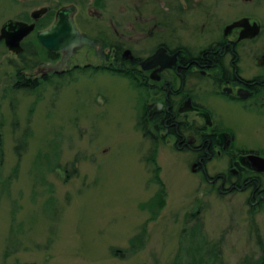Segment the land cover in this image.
I'll return each mask as SVG.
<instances>
[{
  "label": "rangeland",
  "instance_id": "rangeland-1",
  "mask_svg": "<svg viewBox=\"0 0 264 264\" xmlns=\"http://www.w3.org/2000/svg\"><path fill=\"white\" fill-rule=\"evenodd\" d=\"M100 1L84 0L81 7ZM213 1L224 12L233 4ZM251 1L264 13V0ZM41 5L0 0V25ZM7 58L0 55V264H171L181 245L185 257L194 227L225 264L259 258L264 201L250 200L251 190L222 195L192 171L193 156L164 141L154 147L141 132L137 90L99 75L16 90L9 87L14 71ZM231 124L244 132L240 142L264 144V121ZM225 166L224 157L216 158L206 169L215 176ZM158 193L165 194V205L151 221L146 205ZM144 224V248L128 255L130 239Z\"/></svg>",
  "mask_w": 264,
  "mask_h": 264
},
{
  "label": "flooded vegetation",
  "instance_id": "flooded-vegetation-1",
  "mask_svg": "<svg viewBox=\"0 0 264 264\" xmlns=\"http://www.w3.org/2000/svg\"><path fill=\"white\" fill-rule=\"evenodd\" d=\"M41 1L0 25V55H9L14 71L9 87L32 91L94 75L121 80L137 90L141 132L154 147L164 141L193 156L191 168L222 195L251 190L250 200L264 201V173L250 159H263L264 144L240 142L244 132L231 124L264 121V13L255 3L233 0L224 12L213 0H99L85 10L84 0ZM59 17L90 43L43 46L37 35ZM223 157L226 171L209 176L207 163Z\"/></svg>",
  "mask_w": 264,
  "mask_h": 264
},
{
  "label": "trees",
  "instance_id": "trees-1",
  "mask_svg": "<svg viewBox=\"0 0 264 264\" xmlns=\"http://www.w3.org/2000/svg\"><path fill=\"white\" fill-rule=\"evenodd\" d=\"M34 88H39V86H34ZM33 88V91L35 90ZM2 139L0 137V161L2 159ZM50 166V165H49ZM158 173V170H156ZM160 182V181H159ZM160 187L162 190H165L164 187ZM52 198V197H51ZM53 199V198H52ZM165 205V194L164 193H158L155 195V197L146 205L150 206L151 208V216L149 220H156V218L159 215L160 210ZM14 218V215H13ZM146 224H144L141 227V230L138 231L129 241V248L126 250V253L128 255H131L133 253H137L140 250H142L145 246L147 234H146ZM189 239V246L185 249V257L181 258L180 253L182 251V245L181 249L177 252L176 256L172 260L171 264H225L222 260L218 258L216 253H214V249H207L205 238L199 234L197 227L192 228V230L187 234ZM7 244L12 246L14 244V231L11 229L9 238L7 240ZM260 248V256L257 258L256 261H249L244 260L240 262V264H264V246L259 244ZM183 252V251H182ZM7 252L4 254V256H7ZM114 255L123 257L122 255H125L122 251L115 250ZM127 256V255H126Z\"/></svg>",
  "mask_w": 264,
  "mask_h": 264
},
{
  "label": "water",
  "instance_id": "water-1",
  "mask_svg": "<svg viewBox=\"0 0 264 264\" xmlns=\"http://www.w3.org/2000/svg\"><path fill=\"white\" fill-rule=\"evenodd\" d=\"M65 10H68V9H64L63 11ZM58 19H57V22H55V24H53V26L48 31L39 33L37 35L39 42L43 46H45L49 50L59 51V50H62L63 47L64 48L67 46L76 47L80 44L90 43L89 39L85 35H81L76 30L75 25L71 19L66 21L64 25H61L59 23L62 17H59ZM20 26L23 27L22 25ZM27 28H28L27 31H30L31 29H33V26H30ZM250 159L256 161L254 163H257V166H258L257 170L259 172H264V159L258 156H251ZM255 165L256 164H254V167ZM192 171H194L193 168H192Z\"/></svg>",
  "mask_w": 264,
  "mask_h": 264
}]
</instances>
